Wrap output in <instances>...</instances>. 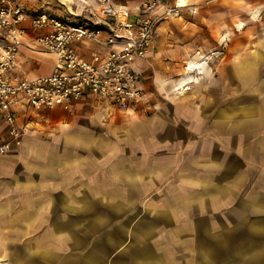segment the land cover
<instances>
[{"label": "crops", "instance_id": "obj_1", "mask_svg": "<svg viewBox=\"0 0 264 264\" xmlns=\"http://www.w3.org/2000/svg\"><path fill=\"white\" fill-rule=\"evenodd\" d=\"M166 1L177 2L180 12L159 22L148 57L133 63L144 93L135 115L105 121L93 95L72 111L18 108L26 132L0 157V264H87L81 245L38 243L30 236L36 226L8 227L7 203L14 210L21 203H61L71 212L70 203L93 201L109 203L116 223L109 246L93 245L95 264H106L109 250L111 264H264V102H243L239 94L247 75L264 74V36L254 35L251 52L239 48L234 62L225 60L229 32H240L236 38L246 43L248 28L264 27V0ZM12 2L28 13H68L60 0ZM115 3L140 13L139 0ZM96 4L69 0L68 6L87 16ZM23 25L8 76L50 73L53 55L30 49L29 18ZM92 46L77 44L87 57ZM136 204H142L137 226ZM54 224L44 233L71 234L70 221Z\"/></svg>", "mask_w": 264, "mask_h": 264}, {"label": "built area", "instance_id": "obj_2", "mask_svg": "<svg viewBox=\"0 0 264 264\" xmlns=\"http://www.w3.org/2000/svg\"><path fill=\"white\" fill-rule=\"evenodd\" d=\"M95 1L89 15L80 16L71 14L69 0H60L68 9L66 15L28 13L12 0H0V122L5 130L0 157L26 132V126L17 122L21 106L72 111L76 101L93 95L108 117L139 111L144 93L133 63L148 57L159 22L179 14L180 6L166 0H139L140 13L132 14L115 0ZM27 18L34 33L26 45L52 53L54 65L48 74L13 79L7 72L23 43ZM87 42L93 44L88 57L77 48Z\"/></svg>", "mask_w": 264, "mask_h": 264}, {"label": "rangeland", "instance_id": "obj_3", "mask_svg": "<svg viewBox=\"0 0 264 264\" xmlns=\"http://www.w3.org/2000/svg\"><path fill=\"white\" fill-rule=\"evenodd\" d=\"M264 24V23H261ZM264 26V25H262ZM231 34V48L230 55L225 57V60H229L230 62L227 65L231 64L235 61L236 55L238 53L239 48H245L246 52H251L254 49L258 42H254V35L264 36V27H256V28H248L246 31V35L250 37L251 41L248 40L246 43L239 42L236 38L240 32H235L237 35H234L233 31L229 32ZM228 33V34H229ZM260 44H264L261 43ZM214 55H218V51L214 48ZM238 60V59H236ZM262 67H264V60H261ZM217 62H215L216 64ZM211 64V63H210ZM214 65V64H213ZM255 79L262 81V87L259 92L254 90ZM257 81V83H258ZM241 95V101L243 102H264V74L261 76L255 75H247L246 78V90H241L239 92ZM238 93L232 91L231 98L232 100H237ZM135 115H117L115 117L104 116L105 121H110L111 119L116 121L118 119H127V117H131ZM113 122V121H111ZM88 198V197H87ZM141 203V202H140ZM72 207L71 212H67V210L63 209V204L55 203V204H47L45 202H29V203H21L16 205V210H14L12 203H7V210L10 211V215L7 217V226L16 225L17 227L23 226H36L33 232L36 234L30 235L33 237L32 241L43 243L49 241H53L55 244L58 243H66L70 244H78L81 248H86L87 253V264H95L96 250H92L94 248L93 245L96 243H103L109 246L111 244V230L112 226L116 227V223H114L110 218L109 209L111 208L109 203L93 201L86 204H78V203H70ZM74 206H82L80 212H75ZM58 208L56 214H54L53 210ZM94 207L99 208L98 211L94 210ZM142 204H136L134 215L138 214V218L134 219V225L137 226L141 223V214L138 212ZM75 214H80V218L74 216ZM19 216V217H18ZM55 221L53 223L52 218ZM71 222V234L62 236V234H46L44 233L48 226L52 227V225H56V222L62 224V222ZM53 223V224H52ZM61 226V225H60ZM55 228H57L55 226ZM30 237L29 235H27ZM13 237V236H12ZM25 238H21L18 241H24ZM16 239H11L8 237V241L15 242ZM30 241V240H27ZM77 245V246H78ZM74 246L72 245L71 249L67 251L68 253H74ZM66 251V250H65ZM9 253V251H8ZM15 254L19 255V250L14 251ZM103 253V252H102ZM107 254V255H106ZM106 255V256H105ZM108 257V261L106 264H111V251L104 252V258ZM107 260V259H106ZM6 264H11L7 261ZM105 264V263H104Z\"/></svg>", "mask_w": 264, "mask_h": 264}, {"label": "bare ground", "instance_id": "obj_4", "mask_svg": "<svg viewBox=\"0 0 264 264\" xmlns=\"http://www.w3.org/2000/svg\"><path fill=\"white\" fill-rule=\"evenodd\" d=\"M52 54V53H51ZM53 55V54H52ZM189 68V67H188Z\"/></svg>", "mask_w": 264, "mask_h": 264}]
</instances>
